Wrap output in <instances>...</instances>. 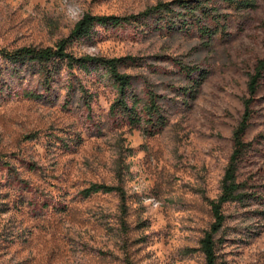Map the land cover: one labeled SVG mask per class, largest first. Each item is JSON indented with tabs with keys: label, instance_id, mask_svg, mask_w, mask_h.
Segmentation results:
<instances>
[{
	"label": "rangeland",
	"instance_id": "obj_1",
	"mask_svg": "<svg viewBox=\"0 0 264 264\" xmlns=\"http://www.w3.org/2000/svg\"><path fill=\"white\" fill-rule=\"evenodd\" d=\"M176 0H0V49L53 47L87 14L130 17ZM228 16L211 41L155 29V20L97 27L69 49L78 57L140 58V97L164 100L169 125L155 136L110 115L117 97L102 71L64 67L50 93L43 78L0 57V264H207L201 241L210 200L233 152L247 75L264 58V0ZM148 24H151L149 26ZM178 63L210 72L188 110ZM175 88V89H173ZM33 93L39 97H27ZM241 161L242 202L223 207L217 264H264V80ZM94 184L125 193L83 198Z\"/></svg>",
	"mask_w": 264,
	"mask_h": 264
},
{
	"label": "trees",
	"instance_id": "obj_2",
	"mask_svg": "<svg viewBox=\"0 0 264 264\" xmlns=\"http://www.w3.org/2000/svg\"><path fill=\"white\" fill-rule=\"evenodd\" d=\"M224 5L233 7L238 12L257 10V0H219ZM216 0H176L168 4H160L147 11L130 17L96 16L87 14L80 20L70 35L53 47L38 48L25 46L15 50L0 49V57L13 66V72L21 73L27 68L42 78V87L50 93L52 82L60 71L78 68L86 72L102 71V77L113 84L117 92L110 107V115L129 124L132 128H143L146 136H155L169 125L168 111L164 106L165 98L148 88L142 98L137 94L135 83L139 76L124 73V69L142 67L140 58L127 56L123 58L78 57L69 49L82 39L91 38L97 27L117 29L126 25H143L155 20L156 31L168 33H196L203 40L211 41L218 33H225L228 16L222 14ZM151 26V24H148ZM180 73L189 81V86L179 89V96L184 98L183 105L188 110L193 108L203 84L210 72L200 67H192L178 63ZM248 96L243 99L244 114L233 131V152L224 177L221 181L220 196L210 200L209 205L214 222L201 241V251L207 264H217L216 236L222 230L226 217L223 207L230 203L242 202L245 185L239 181L241 161L252 147L246 141V134L254 117L253 104L257 99L261 82L264 80V58L257 62L255 68L247 75ZM175 89V88H173ZM27 97H39L33 93ZM118 193L125 200L122 188L103 184H94L82 191L83 198L88 199L97 194Z\"/></svg>",
	"mask_w": 264,
	"mask_h": 264
}]
</instances>
